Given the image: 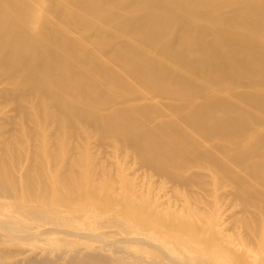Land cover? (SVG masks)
I'll return each mask as SVG.
<instances>
[{"label": "bare ground", "instance_id": "1", "mask_svg": "<svg viewBox=\"0 0 264 264\" xmlns=\"http://www.w3.org/2000/svg\"><path fill=\"white\" fill-rule=\"evenodd\" d=\"M7 104L0 264H264V0H0Z\"/></svg>", "mask_w": 264, "mask_h": 264}, {"label": "rangeland", "instance_id": "2", "mask_svg": "<svg viewBox=\"0 0 264 264\" xmlns=\"http://www.w3.org/2000/svg\"><path fill=\"white\" fill-rule=\"evenodd\" d=\"M18 112H15V110L13 109V107L10 105V104H7V105H4L1 107V111H0V114H3L4 118L6 120H0V121H9V124L6 125L7 128H9L13 122H16L19 118H18V115H17ZM49 128L52 130L54 129V126H49ZM91 147H92V144H91ZM93 150V148H92ZM114 161V160H112ZM115 162V161H114ZM124 167H123V170H124V174L128 175L129 177L133 178V179H136V180H140L143 176V172L140 170V169H137L136 165L134 164L133 160L130 159V160H127L125 162V164H122ZM167 191L169 190L168 188H159L157 185H154V184H151V187H150V191H153V192H158V193H162L163 190ZM166 193V192H165ZM163 193L160 198L161 201H166L167 200V194H169V192H167L166 194ZM217 193H220L219 191H217ZM232 200L230 198V196H228V198H226L225 201L222 202V205L223 207L225 208L224 212L222 213V222L221 224L219 225V229L221 231H223L224 235L225 236H228L230 237L232 235V233L236 232L237 230L234 228V230H226L229 226V221L226 220L224 217H225V214L229 211V208H232V205L229 204V201ZM178 203V204H177ZM182 203H179V202H170V204L167 206L166 203L165 205L167 206V208H170L171 210H181L182 209ZM193 206H196V208L204 211L206 214V216H209V217H213L215 212L218 211L215 207V200L213 197H211V195H209V197H207L206 199H202L200 201H197V202H194V205ZM223 208H221L222 210ZM220 210V211H221ZM112 212H108V213H103V214H99V215H96V214H92L91 211H88V212H85L83 215L79 216V218L75 219L74 221H70V224H69V228H75L76 226H81L83 224L85 225H93V222L98 220V219H105L107 216L111 215ZM112 216V215H111ZM225 219V220H224ZM100 231H103V232H107L108 234H112L114 231H117V227L115 226H104L102 228H100ZM110 231V233H109ZM122 232V231H121ZM120 232V233H121ZM127 234L131 235V232L132 231H125ZM149 233V232H148ZM148 233H145L144 236H149ZM150 239H152L153 241H156V242H161V239H158V238H155L154 236L151 235V237L149 236ZM236 241L238 242V245H239V241L238 239H236Z\"/></svg>", "mask_w": 264, "mask_h": 264}]
</instances>
